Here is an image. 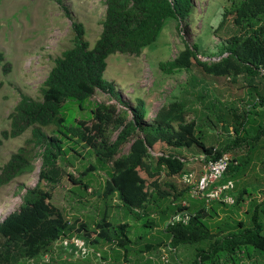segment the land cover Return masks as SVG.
I'll use <instances>...</instances> for the list:
<instances>
[{
  "label": "trees",
  "instance_id": "1",
  "mask_svg": "<svg viewBox=\"0 0 264 264\" xmlns=\"http://www.w3.org/2000/svg\"><path fill=\"white\" fill-rule=\"evenodd\" d=\"M105 6L102 32L94 46L91 47L84 39L83 25L73 23V46L54 60V66L41 86V98L35 100L22 95L9 115V130L0 134L1 146L5 141L31 132L2 167L0 188L33 173L36 162L41 160L36 185L25 192L18 210L0 222V264H23L22 261L36 264L45 254L51 257L50 264L53 256L62 249L73 258L74 246H70L71 252L64 247L55 248L61 238H67L72 233H78L93 246L101 243L112 245L122 252L123 260H128L131 254L141 255L144 252L141 241L133 245L129 223L112 222L108 213L103 214L94 226L84 221L70 222L64 211L53 203V194L44 183L58 182L60 171L57 163L65 140L82 143L97 157L109 160L130 144L129 152L113 161L112 174L105 183L103 197L110 201L117 197L130 215L143 220L142 224L147 229L163 228L172 216H168L170 213L190 212L192 216L188 224L169 227L163 235L165 242L171 239L176 249L193 247L197 251L194 264H264V224L258 220L256 210L251 219L252 227L225 235L224 222H215V229L206 223L204 215L208 206L204 202L185 199L189 198L187 189L184 186L180 188L177 183L186 172L185 164L179 160L182 156L152 155L161 147L175 150L198 148L205 154L215 152L216 156L228 154L231 147L219 149L204 143L198 133L197 122L189 119L191 109H186L183 101L163 105L153 118V126L143 125L148 113L141 98H136L134 105L126 111H119L113 105L96 104L91 110V117L74 125L68 124L63 115L67 103L73 101L79 110H83L85 102L98 91L115 95L114 85L104 78L106 61L110 56L129 54L139 57L156 42L168 20L181 21L189 17L193 0H106ZM229 17L233 18L239 30L224 42L226 56L220 62L211 65L202 62L197 48L185 45L174 60L162 63L161 69L174 73L198 66L205 74L217 77L213 81L218 85L214 91L221 98L228 78L233 83L244 74L264 79V0H231L220 26ZM3 60L0 54V62ZM261 102H264V96ZM243 122H238L239 126H229L237 136L231 142L235 148L240 145L250 147L248 140L241 135L245 129ZM112 131L117 132L113 142L109 138ZM261 133L264 135V130ZM90 172L92 170H86L83 176ZM69 179L76 185L83 183L72 175ZM82 187L88 190L89 185ZM255 193L242 188L234 203L242 208V201H248ZM183 202H187L188 206ZM261 211L264 212V200ZM210 216L215 217L213 214ZM240 226L241 223L237 224V228ZM147 244L152 246L153 241ZM204 244L209 245L207 249L201 248ZM99 251L105 260L110 259L102 250ZM63 260L67 261L66 257Z\"/></svg>",
  "mask_w": 264,
  "mask_h": 264
},
{
  "label": "rangeland",
  "instance_id": "2",
  "mask_svg": "<svg viewBox=\"0 0 264 264\" xmlns=\"http://www.w3.org/2000/svg\"><path fill=\"white\" fill-rule=\"evenodd\" d=\"M105 1L0 0V54L4 57L3 62H0V134L9 130V115L22 95L35 100L41 98V86L54 66V60L73 46V23L83 25L84 39L91 47L94 46L102 32ZM230 5L231 0H193L189 17L181 21L168 20L156 42L147 47L139 57L116 54L107 59L104 78L114 85L115 95L98 91L85 102L83 110H79L73 101L67 103L63 110L68 124L74 125L81 119L91 117V110L96 104L113 105L119 111H126L134 105L136 98H141L146 103L148 113L143 125L153 126V118L163 105L176 100L183 101L191 109L189 119L197 122L198 133L207 146L219 149L231 147L228 154L232 158V167L225 176V179L235 182L234 191L227 197L231 203L213 202L204 215L206 223L213 228L215 222H224L225 235L252 227L251 219L255 210L258 220L264 224V212L261 211L264 200V135H261L264 130V103H258L264 90L257 92L248 89L244 99L224 101L214 91L216 86L213 81L217 80L216 76L205 74L198 66H193L188 71L166 73L160 65L174 60L185 45L197 48L202 62L209 65L220 62L226 56L224 42L239 30L232 17L220 26L223 14ZM238 122L244 123L245 129L241 135L248 140L252 155L249 147L240 145L235 148L231 143L237 136L229 126H239ZM30 135L31 132L28 131L0 146V171ZM116 135L117 132L114 131L109 134L111 142ZM63 146V153L57 163L60 171L58 182L44 183V186L53 194V203L64 211L70 222L78 220L94 226L103 214L108 213L112 222L133 223L129 226L130 234L138 241L149 239L148 236H154V232L156 235L163 233V230L144 227L143 220L130 215L117 197H113L111 201L103 197L105 183L112 174L113 161L126 155L130 144L110 160L97 157L93 150L75 140H65ZM161 153L191 157L201 152L198 148L181 153L172 148L161 147L153 151L152 155L155 157ZM249 155L250 160L246 163ZM35 167L33 173L0 188V222L18 210L25 192L36 185L41 167L40 159ZM86 170L92 172L83 176ZM69 175L89 185L88 190L83 189V183L76 185L71 182ZM177 183L182 188L180 179ZM242 188L256 193L251 194L248 201H242L240 208L234 201ZM185 199L190 201L188 197ZM163 223L164 221L161 225ZM240 223L241 226L237 228ZM67 238L82 241L78 233H72ZM163 240H166L165 236ZM208 246L204 244L201 248L207 249ZM93 247L102 250L111 259L110 264H131L128 260H123L122 252L112 245L101 243ZM179 251L177 260L180 264H194L197 251L193 247H181ZM50 258L45 254L36 264H47ZM74 259L76 258L70 257L62 249L53 256L50 264H93L91 261ZM22 263L28 264L27 261ZM171 264H176L174 258Z\"/></svg>",
  "mask_w": 264,
  "mask_h": 264
},
{
  "label": "built area",
  "instance_id": "3",
  "mask_svg": "<svg viewBox=\"0 0 264 264\" xmlns=\"http://www.w3.org/2000/svg\"><path fill=\"white\" fill-rule=\"evenodd\" d=\"M179 160L186 166V172L181 175L180 182L187 189L189 198L204 202L206 206L213 202H230L227 197L234 191L235 182L225 179L232 162L229 154L216 156L215 152L211 155L201 153L191 157H179ZM183 205L188 206V203L183 202ZM191 216L187 210L176 212L167 220L162 230L177 224L186 225ZM70 246H74L72 252L76 259L90 260L93 264L110 262V259H104L101 251L96 250L83 239L76 241L75 238L63 237L55 244V248L64 247L71 252ZM143 256L151 264H171L172 258L175 259L176 264H180L177 260V249L172 246L171 239L160 246L156 252H146Z\"/></svg>",
  "mask_w": 264,
  "mask_h": 264
},
{
  "label": "crops",
  "instance_id": "4",
  "mask_svg": "<svg viewBox=\"0 0 264 264\" xmlns=\"http://www.w3.org/2000/svg\"><path fill=\"white\" fill-rule=\"evenodd\" d=\"M216 87L218 85L214 84ZM248 89H252V91H257L259 92L260 89L264 90V79H262L260 76H254L253 74L251 75H241L237 78V82L233 83L232 81L230 82V79L228 78L227 81L225 82L224 85V96L223 99L224 101L227 99L230 102H236L237 100L244 99L245 97V92ZM249 94V92H247ZM264 95L259 96V100L258 103L262 104L261 101V97H263ZM251 98V97H250ZM264 103V102H263ZM189 109V107H186V109ZM233 129L232 127L230 128V130ZM245 146V145H244ZM248 147V146H247ZM193 148L187 149V150H192ZM181 153H186V149H181L178 150ZM249 151L251 152V149L249 147ZM257 151H260V149H257ZM200 152L202 153V151L200 150ZM256 152V151H255ZM200 153V154H201ZM196 155V154H195ZM183 157V156H182ZM200 205V202L198 203ZM133 223H131L132 225ZM163 228H159V227H154V230H162ZM153 234H155L154 236H151L152 238H150V236H148L150 239H141L139 241H142L141 246L142 248H144V252L141 255H134L131 254L127 259L131 264H151L149 261H146L144 258V253L148 252V253H152V252H156L158 250V248L160 246H162L163 243H165V240H163L164 235L163 233H158V235H156V233L154 232ZM132 239V243L133 245H135L138 242V239L133 238L131 236ZM148 241H153V245L150 246L147 244ZM181 247L177 248V254L180 252L179 249Z\"/></svg>",
  "mask_w": 264,
  "mask_h": 264
}]
</instances>
